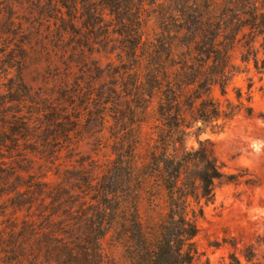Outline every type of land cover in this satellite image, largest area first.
Wrapping results in <instances>:
<instances>
[{
    "label": "trees",
    "instance_id": "obj_1",
    "mask_svg": "<svg viewBox=\"0 0 264 264\" xmlns=\"http://www.w3.org/2000/svg\"><path fill=\"white\" fill-rule=\"evenodd\" d=\"M31 5L42 17L61 20L65 9L72 18L66 29L74 30L73 20L80 14L92 34L105 27L104 12L109 13L122 47L121 69L126 71L128 61L132 66V124L123 130L130 134L127 144L98 180L83 164L77 168L61 162L62 140L71 141L70 126L77 125L68 116L47 114L46 127L38 134L31 119L4 117L6 105L17 101L15 95L28 91L21 75L16 83L9 80L7 94L0 96V142L12 139L7 132L33 136L52 174L30 175L34 185L15 190L19 199L33 187L41 195L45 191L49 212L0 229V264H20L26 249L32 259L44 258L46 264H118L104 248L109 236L113 248L121 250V264H192L199 231L195 219L203 215L202 203H213L216 182L225 178L211 142L200 136L221 131L245 108L242 94L238 106L229 103L226 108L215 96L216 90L228 95L237 43L247 55L243 63L249 65L253 55L256 71H264V60L253 51L259 38L264 42V0H32ZM152 20L157 29L147 32ZM14 24L10 18L7 32L0 28V75L10 76L20 65L16 52L26 51L21 43L7 53L14 41L10 37L18 35ZM88 101L94 104L92 98ZM151 116L155 124L144 138ZM192 139L197 147L189 146ZM0 175L12 174L0 167ZM16 179L23 181L21 174Z\"/></svg>",
    "mask_w": 264,
    "mask_h": 264
},
{
    "label": "rangeland",
    "instance_id": "obj_2",
    "mask_svg": "<svg viewBox=\"0 0 264 264\" xmlns=\"http://www.w3.org/2000/svg\"><path fill=\"white\" fill-rule=\"evenodd\" d=\"M31 2L0 0L1 30L7 32L6 22L11 18L18 33L10 37L14 41L7 53L15 49L14 44L23 43L26 49L16 52L19 67H14L10 76L0 75V96L7 94L5 86L11 85L9 80L16 83L19 75L28 87L27 92L15 95L17 101L7 104L4 112H8L2 114L4 117L8 114L10 119L18 115L31 119L35 126L32 131L37 134L45 129L47 114H57L58 118L68 116L77 125L70 126L71 141L62 140L61 162H71L77 168L83 164L101 180L103 171L112 167L130 135L123 130L132 124L128 108L132 66L128 61L125 62L128 70L121 69L120 38L108 12H104L105 27L97 28L92 34L84 28L80 14L73 20L74 30L66 29L72 18L65 14V9L62 20L51 15L42 17ZM145 28L147 32L156 30L155 21H147ZM7 37L4 35L3 39ZM263 43L259 38L253 49L254 54L259 52L260 60H264ZM241 46L242 43H237L231 53L235 74L228 95L222 97L216 90L215 96L226 108L229 103L238 106V96L242 94L245 108L221 131L207 130L200 136L201 140L211 142L225 178L216 182L213 203H202L203 215L197 214L195 219L199 231L194 239L196 254L192 264H264V91L261 90L264 71H256L253 55L249 65L243 63L247 55ZM25 94L27 97H23ZM89 98L94 104L89 103ZM88 111L93 112L91 117ZM153 124L155 118L151 116L150 125L143 131L144 138ZM7 134L12 139L0 142V167L13 176L0 179V229L14 221L21 224L32 216L34 219L47 216L50 207L45 191L41 195L35 192V187L24 198L16 197L17 188L36 182L30 175L47 174L52 169L38 152L33 136L25 139ZM189 146L197 147L194 139ZM20 174L23 181L19 182L16 176ZM18 201L27 205L17 207ZM141 212L146 220V205ZM104 248L114 254L118 264L122 263L121 250L113 248L110 236ZM29 250L19 259L20 264H46L44 258L32 259Z\"/></svg>",
    "mask_w": 264,
    "mask_h": 264
}]
</instances>
